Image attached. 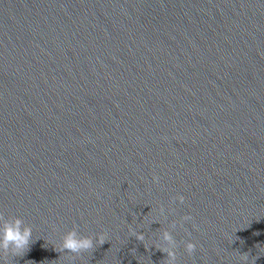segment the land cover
Instances as JSON below:
<instances>
[{"label":"water","instance_id":"obj_1","mask_svg":"<svg viewBox=\"0 0 264 264\" xmlns=\"http://www.w3.org/2000/svg\"><path fill=\"white\" fill-rule=\"evenodd\" d=\"M0 213L7 264H166L183 215L176 264H264V0H0Z\"/></svg>","mask_w":264,"mask_h":264},{"label":"clouds","instance_id":"obj_2","mask_svg":"<svg viewBox=\"0 0 264 264\" xmlns=\"http://www.w3.org/2000/svg\"><path fill=\"white\" fill-rule=\"evenodd\" d=\"M152 180L154 183H157L159 177L154 174ZM184 200L185 197L183 195L172 197L167 209L168 214L175 213V209L171 207L173 202L183 204ZM158 215L160 217H165L167 220L164 206H159ZM191 219L192 217L190 215H183L180 217V221H171L167 228L160 227L156 229V242L150 246L165 254L163 260H165L166 264H176L177 262L176 249L178 243L171 234L172 231L177 228L178 224H182L184 221H190ZM152 223H160V220H153L150 224ZM127 227L129 236L134 237L136 241L141 242L144 245L145 235L142 232L136 231L131 224ZM32 232V227L26 224L21 218L11 216L6 217L3 213H0V258L4 259L5 264H7V258L9 256H23L29 250V245L34 242ZM106 242L109 241L107 239V234L104 232L84 236L80 235L76 227L73 226L71 230H68L62 235L60 251L73 254L74 256H80L82 253L92 252L96 247L101 246ZM181 243H183L184 252L189 256H191L196 250V244L191 241H181ZM256 259L257 257H253L251 264H255ZM239 261H241L242 264H247L249 261V254H240Z\"/></svg>","mask_w":264,"mask_h":264}]
</instances>
